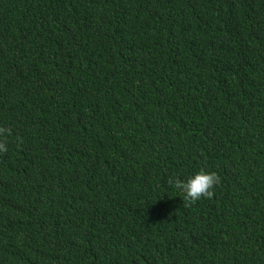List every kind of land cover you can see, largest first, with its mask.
I'll return each mask as SVG.
<instances>
[{"label": "trees", "instance_id": "16d2710c", "mask_svg": "<svg viewBox=\"0 0 264 264\" xmlns=\"http://www.w3.org/2000/svg\"><path fill=\"white\" fill-rule=\"evenodd\" d=\"M0 130V264H264V0H0Z\"/></svg>", "mask_w": 264, "mask_h": 264}, {"label": "clouds", "instance_id": "9594fccd", "mask_svg": "<svg viewBox=\"0 0 264 264\" xmlns=\"http://www.w3.org/2000/svg\"><path fill=\"white\" fill-rule=\"evenodd\" d=\"M2 131V130H0ZM5 145L0 143V149ZM220 182V177L212 171L200 169L181 179L178 176H171L168 184L179 189L188 202H196L204 198H211L214 195V188Z\"/></svg>", "mask_w": 264, "mask_h": 264}]
</instances>
